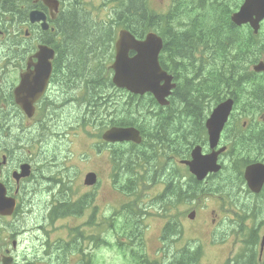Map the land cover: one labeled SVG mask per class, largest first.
I'll list each match as a JSON object with an SVG mask.
<instances>
[{"label": "flooded vegetation", "instance_id": "1", "mask_svg": "<svg viewBox=\"0 0 264 264\" xmlns=\"http://www.w3.org/2000/svg\"><path fill=\"white\" fill-rule=\"evenodd\" d=\"M69 6L76 10L80 1L0 0V264H110L104 254L111 247L119 251L122 264H198L202 256L200 247L172 249L182 240L181 230L176 237L169 235L175 220L174 202H170L172 207L167 216L152 210L156 193H151L163 186L154 185L136 192L132 186L121 183L122 170L112 167L114 184L109 188L118 200L111 205L114 212L105 216L108 211L94 197L99 188L98 171L85 173L82 185L87 187L89 195L78 201L71 198L74 193L70 187L47 176L45 165L49 168L55 158H47L52 143L40 137L43 130L61 119L62 112L77 107L88 110L93 106V99L89 103L86 99L90 96H86L87 87L84 81H79V74L76 78L74 72V78L69 79L70 57L65 56L63 49L61 25ZM44 50L46 54L42 56ZM241 76L256 79L263 74ZM257 84L244 83L246 87ZM233 99L232 120L239 121L242 117L249 120L235 124L229 120L214 149L209 139L196 145L202 148V155L225 148L218 158L222 170L201 181L198 202L216 200L218 207H230L231 215L234 214L232 226L238 235L244 234L247 226L259 233L264 227V91L252 94L247 88ZM252 111L262 114H249ZM113 126L116 125L109 122L105 127ZM192 151L186 160L192 159ZM183 167L187 180H192L194 175L188 166ZM226 167L235 170L220 185L229 190L226 196L213 195V182ZM89 174L95 179L86 185ZM53 184L62 186L58 194L51 201H41L44 193L52 192ZM185 187L189 188V182H185ZM138 195L144 200L136 199ZM243 209L252 211L249 220L255 218L254 224H247L249 212L245 215ZM85 214L84 224L71 223L65 229L56 227L61 218L81 219ZM210 214L212 225H216L219 211ZM157 216L165 219L157 237L159 247L148 249L146 220ZM63 231L66 233L62 234ZM110 233L115 237L113 242ZM263 257L259 254V259ZM253 259V253L240 249L232 252L225 264L237 261L249 264Z\"/></svg>", "mask_w": 264, "mask_h": 264}, {"label": "trees", "instance_id": "2", "mask_svg": "<svg viewBox=\"0 0 264 264\" xmlns=\"http://www.w3.org/2000/svg\"><path fill=\"white\" fill-rule=\"evenodd\" d=\"M236 1L176 0L169 14L156 15L147 0H106V4H115L116 21L110 23L96 22L80 6L76 10L69 6L63 14V49L70 57L69 79L74 78V72L76 78L79 74V81L87 87L86 96H90L86 98L88 103L93 99L86 115L96 121L106 116L107 124L141 131L142 144L126 145L125 154L112 152L111 164L122 170L126 185L136 192L163 183L165 189L157 201L164 216L172 207L171 201L174 207L200 196L194 179L189 188L181 181L184 172L176 159H186L194 146L207 142L205 121L212 108L241 91L243 79L236 74L247 72L244 67L264 59V28L257 36L231 22L232 13L239 7ZM118 26L138 37L150 30H159L164 37L161 65L177 82L170 106L158 107L151 95L147 99L132 96L112 85L109 64ZM177 26L183 28L175 29ZM256 89L264 91V86ZM172 227L169 235L176 236V221ZM247 239L243 249L254 256L249 264H264L257 252L258 232L251 231Z\"/></svg>", "mask_w": 264, "mask_h": 264}, {"label": "rangeland", "instance_id": "3", "mask_svg": "<svg viewBox=\"0 0 264 264\" xmlns=\"http://www.w3.org/2000/svg\"><path fill=\"white\" fill-rule=\"evenodd\" d=\"M149 9L154 11L156 15H167L169 14L176 5V0H147ZM239 6L242 4L241 0L236 1ZM82 6L91 12H94V18L97 21H107V23L115 22L116 17L113 14L115 4H106V0H80ZM119 30V29H118ZM240 113L236 114L235 118L238 119ZM88 119L84 109L80 110L79 107L73 108L71 111L62 112V118L50 125L48 130H43L41 138L49 140L52 143V147L48 149L51 153L47 158H55L51 160L49 168L46 167V174L50 178H56L61 180L66 186L71 188L74 196L71 197L73 200L78 201L89 195V190L83 184L84 176L87 171H98L100 175L98 193H96L95 200L103 207L108 213L105 216L110 215L114 212L113 206L118 197L115 198L111 189L109 188L114 183L112 169L110 165V151L111 146H108L102 141V138L96 137L98 129L105 121L93 119L94 124L84 123V119ZM249 120L242 117L239 121L243 122ZM47 142V143H49ZM93 147V149H92ZM125 153V150H122ZM44 168V169H45ZM122 178H125V182H122ZM127 177H121V183L127 184ZM52 192L50 194L44 193L41 196V201H51L54 195L58 194V191L62 188L61 185H51ZM229 188L220 186L213 187L212 192L217 196H226ZM159 189L153 191L151 194L158 193ZM155 196V197H156ZM154 197V198H155ZM230 203L231 200L227 199ZM152 200L147 205L150 207ZM216 200H206L204 203L198 201H188L178 205L174 211L175 221L179 224L181 230L182 240L176 242L174 247L175 250H181L183 248L195 249L200 247L202 250V256L198 264H225V262L231 257L232 252L244 248L245 242L248 240L247 237L251 233L248 226L244 234L238 235L232 226L233 215L232 209H222L216 204ZM228 204L227 206H229ZM152 210L158 211V201L155 200ZM196 211L195 220H190L189 215ZM218 210L219 218L216 225H212L211 211ZM245 210V209H244ZM235 211V209H233ZM249 211L247 224H254V221H250L252 217V211ZM87 214L83 218L77 219L73 216L61 218L60 221L56 222V227L65 229L69 224H84L86 221ZM234 220V218H233ZM165 219L158 217H148L146 225L148 232L146 235L147 248L156 249L159 247V241L157 237L161 234V229L164 225ZM244 223L243 220H241ZM47 228L49 229L50 227ZM66 233L65 231L62 234ZM259 237H264V227L259 231ZM110 239L113 242L115 237L110 233ZM115 247L108 248V252L104 254V258L109 260L110 264H122L119 262L121 255L119 251H115ZM108 264V262H106ZM230 264V262H227Z\"/></svg>", "mask_w": 264, "mask_h": 264}, {"label": "water", "instance_id": "4", "mask_svg": "<svg viewBox=\"0 0 264 264\" xmlns=\"http://www.w3.org/2000/svg\"><path fill=\"white\" fill-rule=\"evenodd\" d=\"M231 18L238 26L250 24L254 33L257 34L261 22L264 20V0H245L240 10ZM119 35L120 38L115 48V59L111 65L114 71L113 83L118 88L132 93V95L145 96L146 93H151L161 105H166L168 103L166 99L172 94L176 85L172 82L173 76L165 72L159 63L158 57L163 48V40L155 33H149L143 41H138L126 30L121 31ZM131 51L135 52L132 57L129 56ZM45 54L44 50L41 55L44 56ZM254 70L264 73V63L260 62L255 65ZM233 103L232 100L221 103L213 110L207 120L206 126L209 131L211 148H215L219 143L221 132L233 109ZM103 139L112 143L132 141L140 144L142 142L139 131L133 127L111 128L105 132ZM223 151L222 149V151L203 156L201 155V148H197L193 152L192 161H182L181 163L188 165L191 173L196 175L198 180L203 181L209 173H217L221 170L217 161L219 154ZM94 179V175L87 176L86 185L92 184ZM190 218H194V213ZM263 249L264 238L262 251Z\"/></svg>", "mask_w": 264, "mask_h": 264}]
</instances>
